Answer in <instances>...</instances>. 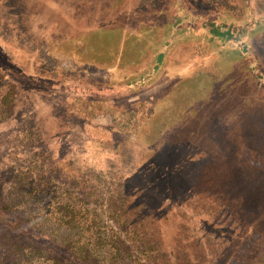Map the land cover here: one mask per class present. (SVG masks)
<instances>
[{
  "label": "rangeland",
  "instance_id": "1",
  "mask_svg": "<svg viewBox=\"0 0 264 264\" xmlns=\"http://www.w3.org/2000/svg\"><path fill=\"white\" fill-rule=\"evenodd\" d=\"M263 162L264 0H0V264H264Z\"/></svg>",
  "mask_w": 264,
  "mask_h": 264
},
{
  "label": "trees",
  "instance_id": "2",
  "mask_svg": "<svg viewBox=\"0 0 264 264\" xmlns=\"http://www.w3.org/2000/svg\"><path fill=\"white\" fill-rule=\"evenodd\" d=\"M200 18H201V17H200ZM200 18H199V19H200ZM204 28H205V30H206L208 33L211 32L210 29H209V27H205V26H204ZM213 36L215 37V34H214V33H213ZM181 84H182V83H181ZM181 84H180V85H181ZM188 84H189V85L192 84V83H191V80H186V81L182 84V86H187ZM183 88H184V87H183ZM185 88H189V87H185ZM193 88H194V87H193ZM193 88H192V89H193ZM111 92H113V88H112ZM246 151H247V150H246ZM244 154L247 155V153H244ZM262 165H264V162L262 163ZM236 250H237V249H236ZM236 250H235V251H236ZM13 253H14V252H13ZM13 253L9 254V258H8V260H7L4 264H12V263H13V264H16V262H15L13 259H16L17 256H15V254H13ZM12 254L15 256V257H13V259H12V256H13ZM30 256H31V255H30ZM237 256H238V255H237V252H234V256H233L232 258L234 259V258H236ZM232 258H231V260H228V264H232V263L234 262V260H233ZM9 259H11V260H9Z\"/></svg>",
  "mask_w": 264,
  "mask_h": 264
}]
</instances>
